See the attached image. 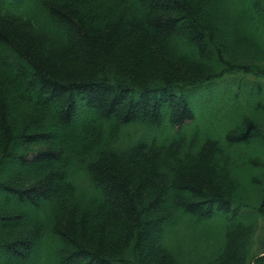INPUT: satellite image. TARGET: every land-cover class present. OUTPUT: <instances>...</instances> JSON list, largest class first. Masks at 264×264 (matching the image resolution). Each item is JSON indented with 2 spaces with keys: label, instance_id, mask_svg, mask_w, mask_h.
I'll use <instances>...</instances> for the list:
<instances>
[{
  "label": "trees",
  "instance_id": "1",
  "mask_svg": "<svg viewBox=\"0 0 264 264\" xmlns=\"http://www.w3.org/2000/svg\"><path fill=\"white\" fill-rule=\"evenodd\" d=\"M0 264H264V0H0Z\"/></svg>",
  "mask_w": 264,
  "mask_h": 264
},
{
  "label": "rangeland",
  "instance_id": "2",
  "mask_svg": "<svg viewBox=\"0 0 264 264\" xmlns=\"http://www.w3.org/2000/svg\"><path fill=\"white\" fill-rule=\"evenodd\" d=\"M253 78V79H252ZM251 78V76H249L248 77V80H252V81H259V78H254V77H252ZM230 82H231V80L230 79H228V80H226V81H218V83H216V84H214V85H212L209 89H206V91H205V89L204 90H200L199 92H197V95H195V96H199V97H202L201 95H205V94H208L207 96H209V94H214L215 92H217L218 90H220V89H223V87H224V85H228V84H230ZM232 83V82H231ZM233 84V83H232ZM234 87V86H233ZM234 89H235V87H234ZM195 99V98H194ZM210 101V99H207V101ZM194 102H197V103H201V102H198L197 101V99L196 100H194Z\"/></svg>",
  "mask_w": 264,
  "mask_h": 264
}]
</instances>
